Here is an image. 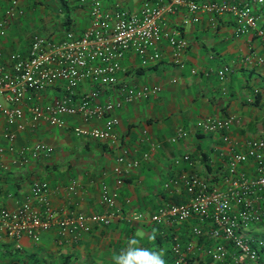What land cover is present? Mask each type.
<instances>
[{
    "label": "crops",
    "instance_id": "1",
    "mask_svg": "<svg viewBox=\"0 0 264 264\" xmlns=\"http://www.w3.org/2000/svg\"><path fill=\"white\" fill-rule=\"evenodd\" d=\"M142 1L100 0L101 8L109 12L116 8L135 10ZM7 3L8 0H0V14ZM19 3L23 13L14 16L0 36V60L13 48H25L29 33L36 32L33 27L38 21L55 20L60 27L48 32L55 39L60 38L65 29L78 33L89 23L87 5L77 0H19ZM254 7L264 12V3ZM193 14L196 20L190 19ZM166 18L169 28L176 29L187 41L183 65L171 62L170 47L162 39L158 44L161 57L155 63L140 66L136 55L126 53L120 59L123 68L116 72L119 81L160 85L155 94L125 102L113 111L119 119L114 130L120 144L128 147L133 155L142 151L148 153L124 176L116 204L123 213L139 211L144 218L128 222L114 216L108 224L90 223L87 230L74 232L62 231L52 224L38 230V240L24 233L14 239L0 231V264H175V255L169 248L170 236H174L181 247L190 241L193 247L186 255L199 264H234L230 253L225 259L211 262L203 251L213 241L207 235L208 218L192 217L186 221L171 218L157 223L147 216L157 204L175 201L174 198L181 200L187 193L185 182L178 179L181 173L190 170L184 160L172 163L174 155L190 153L198 167L193 168L195 172L203 175L211 172L215 174L214 181L221 183L219 176L225 172L228 153L242 148L248 138L264 140V48L254 34L235 32L228 13L191 12L185 5H178ZM245 54L260 55L262 61L242 60ZM225 64L228 70L223 77H217L214 70ZM191 67H196L197 71L190 73ZM92 87L94 83L84 79L75 87V93L78 96ZM117 88V84L99 87L96 99L117 97ZM61 90V81H57L39 91L32 100H23L22 129H15L0 113V131L13 129L15 145L42 140L53 146L49 154L21 164L14 160V152L3 150L0 207L11 208L20 201H27L40 209L41 205L30 197L29 185L33 179H44L48 184L46 200L54 210L83 213L105 210L99 200V183L112 184V175L102 171L113 163L118 147L71 132L73 123L101 126L102 121L98 118L83 121L78 115L69 116V125L62 127L50 125L44 119L30 121V103L46 102ZM230 112L240 117V123L226 131V141L220 138L221 132L192 129L193 120L201 115L219 116ZM177 125L185 127L188 134L169 142L167 138ZM5 142L4 138L0 139L1 146L4 147ZM252 166L249 158L238 168L250 175ZM173 177L176 183L164 187L163 183ZM71 179H75L76 184L69 190L66 186ZM193 223L201 227V234H190ZM255 224L242 231L250 241L259 235V232L254 234ZM224 243L230 249V244ZM260 257L264 263L263 251Z\"/></svg>",
    "mask_w": 264,
    "mask_h": 264
},
{
    "label": "built area",
    "instance_id": "2",
    "mask_svg": "<svg viewBox=\"0 0 264 264\" xmlns=\"http://www.w3.org/2000/svg\"><path fill=\"white\" fill-rule=\"evenodd\" d=\"M77 2L86 4L89 13V23L80 32L65 29L62 36L55 39L32 31L25 48H13L0 60V99L4 101L0 100V113L15 129H22L24 122L21 102L25 99L32 100L39 91L61 81L62 90L58 94L43 103H30V121L34 123L44 119L50 125L62 127L68 124L67 118L73 115H78L83 121L100 119L101 126L73 123L71 132L78 137L96 138L118 147L113 163L102 171L112 175V184L104 181L99 183V200L105 210L83 213L51 208L46 200L47 181L33 179L29 185V194L41 205L40 209L27 201H20L11 208L0 207V231L14 239L24 233L31 239L38 240V230L52 224L62 231L74 232L87 230L90 223L108 224L114 216L128 222L144 218L139 211L125 214L116 204L118 188L123 183L124 176L141 158H146L148 153L142 151L139 155H133L128 147L120 144L114 130L119 119L113 111L125 102L155 94L160 85L119 81L116 72L123 68L120 59L126 53L136 55L140 66L155 63L161 57L158 44L162 39L170 47L171 62L183 65L187 41L176 29L169 28L166 18L178 5H185L191 12L200 10L214 14L228 13L232 17L235 32L254 34L264 48V12L261 13L254 7L255 4H263L264 0H143L135 10L116 8L112 12L103 10L100 0ZM22 13L23 7L19 0H8L7 7L0 14V36L4 35L10 20ZM190 19L196 20L197 17L193 14ZM241 58L262 61L260 55L245 54ZM227 70L228 66L225 64L215 69L214 73L217 77H223ZM196 71V67L190 68V73ZM204 73L207 74L208 71ZM84 79H89L94 87L83 90L77 96L75 87ZM115 84L119 89L117 97L96 99L99 87ZM239 123L240 117L234 112L219 116L205 114L193 120L192 129L221 132L220 138L226 141V131ZM187 134L185 127L177 125L167 140L174 142ZM14 137L13 129L0 131V139L6 140L4 147L0 145V155L3 150L12 151L14 160L20 164L31 158L47 155L53 150L50 143L42 140L15 145ZM249 158L253 166L252 173L247 175L238 166ZM180 160L186 161L190 170L181 173L178 179L185 182L187 193L180 201L157 204L147 218L163 223L171 218L180 221L192 217L202 220L206 217L210 223L207 235L213 241L203 251L211 262L225 259L230 253L234 264H264L260 257L261 251L264 252V237L258 235L250 241L242 233L249 225L264 219V140L251 137L244 140L242 148L230 151L225 161V172L219 176L221 183L214 181L215 174L211 172H206V175L195 172L193 168L198 167L190 153L183 152L171 157L172 163L177 164ZM176 181L175 177L169 178L163 186L168 187ZM75 184L76 180L71 179L66 187L72 190ZM190 228L195 235L202 232L196 223ZM224 241L230 244V249ZM192 247L190 241L184 247L177 241L173 242L171 250L175 255V264H185L186 252Z\"/></svg>",
    "mask_w": 264,
    "mask_h": 264
},
{
    "label": "rangeland",
    "instance_id": "3",
    "mask_svg": "<svg viewBox=\"0 0 264 264\" xmlns=\"http://www.w3.org/2000/svg\"><path fill=\"white\" fill-rule=\"evenodd\" d=\"M59 27L60 26H58L56 24L55 20L53 19L51 21L49 20V21H44V22L38 21V23L34 25L33 29L39 34L48 35V32L50 29L57 30V28H59ZM26 36L27 35L25 34V38H26ZM254 227H256V232H254V234L259 232V235L264 236V222H263V220L258 222L257 224H255Z\"/></svg>",
    "mask_w": 264,
    "mask_h": 264
},
{
    "label": "trees",
    "instance_id": "4",
    "mask_svg": "<svg viewBox=\"0 0 264 264\" xmlns=\"http://www.w3.org/2000/svg\"><path fill=\"white\" fill-rule=\"evenodd\" d=\"M174 200L175 201H180L179 200V198H174ZM182 200V199H181ZM263 220V222H264V219H262ZM261 220V221H262ZM180 221H186V220H180ZM260 222V221H259ZM258 223V222H257ZM191 227V226H190ZM190 234L192 235L193 233H192V231H191V228H190ZM193 235H195V234H193ZM173 237V236H172ZM171 236H170V243H169V248H170V251L172 252V250H171V244L173 243V242H176V239H175V237L174 238H172ZM264 237V236H263ZM173 253V252H172ZM209 257V256H208ZM210 258V257H209ZM211 260V259H210ZM218 261V260H217ZM215 262V261H214ZM185 264H199V261H194V259H193V257L192 256H188V255H185ZM216 264V263H215ZM218 264V263H217Z\"/></svg>",
    "mask_w": 264,
    "mask_h": 264
}]
</instances>
